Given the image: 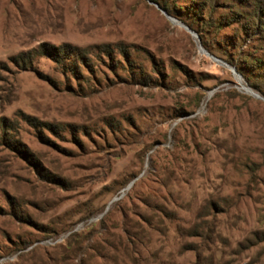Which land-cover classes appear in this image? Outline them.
I'll return each instance as SVG.
<instances>
[{
	"label": "rangeland",
	"instance_id": "374dc122",
	"mask_svg": "<svg viewBox=\"0 0 264 264\" xmlns=\"http://www.w3.org/2000/svg\"><path fill=\"white\" fill-rule=\"evenodd\" d=\"M0 122V264H264V0H0Z\"/></svg>",
	"mask_w": 264,
	"mask_h": 264
},
{
	"label": "trees",
	"instance_id": "16d2710c",
	"mask_svg": "<svg viewBox=\"0 0 264 264\" xmlns=\"http://www.w3.org/2000/svg\"><path fill=\"white\" fill-rule=\"evenodd\" d=\"M167 2V1H166ZM162 7L164 8V9H166L168 12H171V8L169 7V5H167V4H162ZM176 6H173L172 8H175ZM236 10L238 11V13L237 14H239V11H240V9L237 7L236 8ZM236 19V18H235ZM260 27H261V25H260ZM81 56H84V55H81ZM244 59L245 60H247L250 64H254V61H257L258 62V60H255V59H253V58H251V57H248V56H244ZM72 66H73V68L74 67H76V65L73 63V64H71ZM241 73V72H240ZM41 124V123H40ZM0 130L4 133V130H7V128H4V126H3V124H2V122H0ZM5 133H7V131L5 132ZM13 136L12 135H10L9 137H8V139H10V138H12ZM210 204V208H216V209H219L220 208V205L218 204V203H212V202H210L209 203ZM195 228L194 229H192V230H190L189 232H190V234H194L195 233Z\"/></svg>",
	"mask_w": 264,
	"mask_h": 264
}]
</instances>
